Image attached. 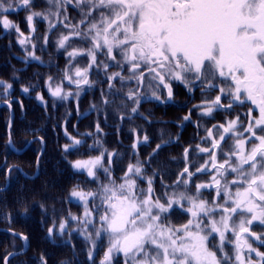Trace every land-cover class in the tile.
Wrapping results in <instances>:
<instances>
[{
	"label": "snow or ice",
	"instance_id": "6c2138e0",
	"mask_svg": "<svg viewBox=\"0 0 264 264\" xmlns=\"http://www.w3.org/2000/svg\"><path fill=\"white\" fill-rule=\"evenodd\" d=\"M45 2L48 14L33 11L35 0H0V25L5 30L15 29L18 44L35 60L40 58L35 55L36 44L32 43L36 32L34 18L48 21V33L58 25L67 30L54 42L57 51L66 52L68 63L60 83L53 87V78L48 77L47 87L53 97L66 100L73 95L64 91L63 82L67 81L76 86L78 99L83 86L93 87L95 82L90 81L89 73L95 70L105 76L107 88L114 96L121 95L116 83L123 88L135 82V90L129 88L123 94L134 104L132 114H138L143 99L171 102L172 84L177 82L190 94L194 89L202 95L216 93L213 99L194 105L201 118L215 119L214 113L234 116L205 130L201 142L208 147L197 144L195 149H184V168L171 185L160 179L159 194L155 182L160 173L154 169L149 176L146 168L151 167L152 157L170 142L156 144L145 161L129 163L119 182L112 167L113 157L120 156L117 152L104 149L97 156L70 162L74 170L85 173L88 182L97 187L85 191L77 185L72 189L70 197L82 204L83 214L77 217L70 213L59 225L53 222L47 229L48 238L53 239L54 232L60 237L66 232L69 236L78 232L90 245V264H95L94 253L105 239L107 248L100 264H113L114 256H122L123 264H264V252L249 242L252 239L264 246V238L252 231L254 222L264 226V0ZM69 6L79 12L76 23L68 16ZM21 8L30 13L26 16L28 36L9 19L12 12ZM42 39L43 44L48 43L47 35ZM78 57L87 60L86 67L73 66ZM110 68L118 71L109 73ZM0 84H4L5 93L12 88L3 81ZM141 89L146 90L144 95ZM160 92L165 93L163 98ZM37 99L44 102L42 96ZM104 102H108L106 98ZM8 106L11 107L10 102ZM240 107H247V112L235 114ZM254 110L258 115H253ZM190 117L191 111L183 120ZM101 131L97 124L96 132ZM65 135H69L67 130ZM69 139L72 144L63 145L65 153L76 146L89 151L103 148L96 138L91 145L72 136ZM139 145H149L146 133L142 138L137 134L132 145L137 155ZM193 151L197 155L207 154V159L190 171L192 166L187 161ZM12 171L7 168L8 173ZM200 175L210 179L196 183L193 177ZM204 192L212 199L205 198ZM177 214L185 216L186 221L172 223ZM69 221L76 222L78 227L70 228ZM17 235L27 245L28 237L13 233ZM210 242L215 251L209 247ZM226 244L232 245L231 255L225 251ZM253 254L258 260H253ZM39 264H47L46 258L41 256Z\"/></svg>",
	"mask_w": 264,
	"mask_h": 264
},
{
	"label": "trees",
	"instance_id": "16d2710c",
	"mask_svg": "<svg viewBox=\"0 0 264 264\" xmlns=\"http://www.w3.org/2000/svg\"><path fill=\"white\" fill-rule=\"evenodd\" d=\"M16 21L21 28L20 19H16ZM6 40L8 39L5 37L0 39V81L6 84L10 83L12 87H15V90L6 96L4 88L0 86V103L10 102L15 111L12 138L20 143L13 141V145H15L14 147L17 150L22 149L26 142L33 137L43 138L46 144L44 154L40 160L39 177L34 180L26 179L18 170H14L10 174V185L8 188L0 190V228L4 227L28 237L27 251L10 259L8 264H39L41 256L46 258L47 264H90L87 247L83 242L74 238L70 243H66L67 241L59 243L58 241L56 244L52 239L48 238L47 229L54 222L53 217L67 219L65 216H69L70 213L76 214L78 217L82 215L83 206L69 205L68 203L69 193L78 185L77 182L80 183V188L83 189L84 187L86 191L90 189L94 190L96 186L94 183L88 182L86 174H78L72 168L70 162L83 157L88 152L95 151L98 155L104 149H107L108 152H117L120 156L119 158L113 157L112 167L114 169V177L119 180V177L123 175V170L129 163H136L138 160L141 162L145 161L151 156L156 144L167 141L166 137L160 133L165 131V128H168L163 125L154 124L152 115L158 116V112L156 109H153V105H140L139 110L144 107L143 111H140L144 119L138 118L139 114L133 117L134 114L130 111L133 104L131 101L124 99L123 96L127 92L128 87L121 88L118 83L115 84V88L120 90V96H114L109 92L108 88L105 91V94L112 95L114 103L110 104L109 100L107 104H103L99 92H96L93 96L96 98L95 103L99 106L100 112H102L97 121H95V112L92 113L89 108L91 98H86L80 103L77 108L79 111L70 102L63 100L55 101L56 98L53 99L54 97L46 91L45 84H47L48 77L53 78L52 82L59 83L66 64L62 61L59 64L56 62L57 67L62 71L60 70L59 73L56 70L57 73L54 75V72L51 73L50 70L37 63L25 66L14 58H12V61H9V52H12L11 55L13 57L18 52H15L16 47H9V41ZM51 51H53V48L50 47ZM48 52L47 50V56ZM39 55L43 56L44 54L40 53ZM43 86L45 90H43ZM18 87H20L21 93H19ZM23 88H28L29 91L25 93L22 90ZM40 92L41 94L44 93V104L41 101H37L34 97V95ZM120 102L128 106L125 107L124 105L123 110L130 108L127 114H123L120 111ZM80 112L82 113V120H79L80 117H78ZM9 116V108L6 106L1 107L0 188L6 186L7 168L13 165L34 174L37 156L41 150L39 142H37L32 145V148H29V150L21 155L11 152L7 135ZM121 116H124V121L120 119ZM97 124L102 129L101 132H96ZM204 128L201 131L203 134H205L208 126L204 125ZM175 129L176 127L173 126L171 129L172 133H175ZM65 130H67L69 135H65ZM194 131V128L188 129L186 135L189 139L187 140V137H185L182 146H175L173 148L174 157L172 154L168 155L171 148L167 149V147L162 148L157 155L152 157L151 167L146 168L147 174L151 176L155 169L160 173V177H162L161 172L167 170L168 175H164V178L166 180L173 179L174 181L177 178V174L173 170L177 168V164L181 166V161L177 159V163L172 158L182 157L184 147H189L192 144L189 136L194 137ZM88 133H92L93 135H86ZM145 133L149 137V145H139L137 155L133 151L132 145L136 140L137 134H140L142 138ZM69 136L85 141L88 145L93 144L94 138L99 139L103 148L89 151L86 147L79 146L76 150L71 151L69 149V152L65 153L63 145L72 144ZM189 154V163L193 167L194 161L200 157H195L196 155L193 152ZM60 155L62 156L60 157ZM86 156L89 157V155ZM168 156L172 158L169 159ZM105 161H107V153H105ZM81 182L85 183V186ZM159 184L160 182L156 187L157 192L159 191L158 193H160ZM41 205L44 206V209ZM89 206L91 207V204ZM42 211H44V214H42ZM6 217H10V219ZM172 223H174L173 219ZM24 246V241L19 237L1 232L0 264H5V258L12 252H21ZM231 246L225 245V251L229 255L232 254L233 250ZM212 250L215 251L216 249L212 248ZM103 255L104 252L101 251L100 255L94 258L95 264H100ZM217 256H220L219 251H217ZM114 260L113 264H123L121 256H115Z\"/></svg>",
	"mask_w": 264,
	"mask_h": 264
},
{
	"label": "rangeland",
	"instance_id": "374dc122",
	"mask_svg": "<svg viewBox=\"0 0 264 264\" xmlns=\"http://www.w3.org/2000/svg\"><path fill=\"white\" fill-rule=\"evenodd\" d=\"M35 5L37 6V7H34L33 8V11H39V12H42V13H44V14H48V6L46 5V2H45V0H35ZM69 8H71V10H69ZM69 8H68V16H69V18H70V20H71V22L72 23H76L79 19H80V16H79V13H78V16H73V11H72V9L74 10V8L72 7V6H69ZM30 13L28 12V11H26L25 9H23V8H21V9H19L18 11H16V12H12L10 15H9V19H11V20H13L17 25H18V23H17V21H16V19H20V25H21V28H20V30L25 34V36H28L29 35V26H28V23H27V21H26V16L27 15H29ZM33 23H34V25H35V28H36V32L32 35V43H35L36 44V48H35V55L36 56H38L40 59L39 60H35V59H32V58H30V57H28L27 56V53L25 52V50H24V48H22L19 44H18V42H17V39H18V34L16 33V31H15V29H11V30H5V29H3V27H2V25H0V39H2V38H6V39H8V40H6V41H9V47L11 46H13V47H16V50H15V52H18V54H16L15 53V57H13L12 55H11V53L12 52H9V61H12V58H14V59H16V60H18L21 64H24L25 66H29V64H31V63H37V64H40L41 66H43V67H45V68H47L48 70H50L51 71V73L52 72H54V75L57 73V71H59V73H60V68H58L57 67V63L56 62H58V64L62 61L63 63H65V64H67L68 63V58H67V55H66V52L63 50V49H61V50H59V51H57V48H56V45H55V41L60 37V35H61V32H64V33H66L67 32V30L66 29H63V28H60V26L58 25L57 26V29L56 30H53L51 33H48V21H46V20H42V19H40L39 17H36V18H34V21H33ZM44 30V31H43ZM45 35H47V38H48V43L47 44H43V39H42V37H44ZM4 44H6L5 42H4ZM7 45V44H6ZM27 46V48H28V50L29 51H32L33 49H32V47H31V44H28V45H26ZM75 46H83V45H79V44H76ZM50 47L51 48H53V51H51L50 52ZM47 50L49 51L48 52V56H47V54H46V52H47ZM68 50H71V49H68ZM40 53H42V54H44L43 56L42 55H39ZM45 56H47V57H45ZM98 59H103V57H98ZM42 61V62H41ZM79 66V67H81V68H84V67H86V65H87V60L86 59H83V58H81V57H78L77 58V61H74L73 62V66L75 67V66ZM57 70V71H56ZM62 71V70H61ZM114 71H118V69H116V68H110L109 69V73H111V72H114ZM71 72H72V69H69V74H71ZM62 74H63V72H62ZM53 75V76H54ZM125 75H127V74H125ZM89 76H90V81H94L95 83L93 84V87L91 88V89H89L87 86H83L84 87V90L80 93V96H79V98L77 99V97H76V95H75V93H76V86L74 85V84H69L67 81H64L63 82V88H64V91H71L72 93H73V95L72 96H69V98L68 99H66V100H64V99H59V98H56V97H54L53 99H55V101H65V102H70V104H74L75 105V107H76V110H77V108L79 107V105H80V103L84 100V99H86V98H91V100L89 101V104H90V106H89V108H90V111H92V113H94L95 112V121H97V118L100 116V113H102V112H100V109H99V106L95 103V99L96 98H94L93 96L95 95V93L96 92H99L100 94H101V97H102V100H103V104H107V103H105L104 101H105V98L107 99V101H109L110 100V104H112V103H114V100L112 99V95H107V94H105V91H106V89H107V87H104V86H107V81H106V78H105V76L102 74V73H97L95 70H92L90 73H89ZM12 77H14V75H12ZM62 78H63V75H62ZM61 78V80H60V82L63 80ZM54 79H56V77H54ZM101 81H103V82H101ZM59 82V83H60ZM47 83V82H46ZM53 83V87L56 85V84H58V83H54V82H52ZM145 83H147V81H145ZM6 84V83H5ZM8 84H10V83H8ZM102 85H103V87H102ZM131 85H133V87H131ZM178 85H183V84H181V83H177V82H174L173 84H172V88L173 87H175V86H178ZM0 86L2 87V88H4V84H0ZM45 86H46V91H48V93H50L49 92V90H48V87H47V84H45ZM135 86H136V84H135V82L133 81V83H131V84H129L127 87H128V89L126 90V91H128L129 90V88H131V89H133V90H135ZM70 87V88H69ZM103 90V93H102V90ZM14 90H15V87H12L11 89H9V90H7V93H6V96H7V94H9V93H11L12 91L14 92ZM43 90H45V87L43 86ZM4 91H5V88H4ZM18 91H19V93H21V91H20V87H18ZM143 91V93H145L146 92V90L145 89H143L142 90ZM18 93V94H19ZM51 95V94H50ZM107 95V96H106ZM20 96V95H19ZM38 96H42V97H44V93H42L41 94V92L40 93H37V95H34V97L36 98V100L37 101H41V100H39V99H37V97ZM52 96V95H51ZM93 97V98H92ZM44 99V102H45V97L43 98ZM144 100V99H143ZM146 101V100H145ZM44 102H43V104H44ZM143 101H141V103H142ZM0 104H3V105H1L0 106V108L1 107H7V108H9V111H10V116H9V119H8V126H7V135H8V144H9V146H10V143H9V141L11 140V143H12V146H10V149H11V152H13V153H16V154H19V155H21L22 153H24V152H26L27 150H29V148H32V145H34L35 143H37V142H39V147H40V149L42 148L43 149V145H44V150H45V147H46V144H45V142L43 141V143H41L40 142V138L39 137H33V138H31L29 141H31V143H28V142H26V144L24 145V147L22 148V149H15V145H13V143L15 142V143H20V142H16V140L15 139H13L12 138V134H13V126H14V121H15V111H14V109H13V106H12V104H11V107H9L8 106V102H4V103H0ZM133 104V103H132ZM144 104H147V105H150L148 102L147 103H143L142 105H144ZM124 105H125V107L127 106L126 104H123V103H121L120 102V111L121 112H123V114H127L128 113V110L130 109H126V110H123V107H124ZM133 107H134V104L132 105ZM173 106V105H172ZM177 106V107H176ZM128 107V106H127ZM139 108H140V106H139ZM144 108V107H143ZM143 108L142 109H138V114H134V116L133 117H135L136 115H138L137 117L138 118H141V119H144L143 118V115L141 114V112L140 111H143ZM176 108H180L179 107V104H175V106H173V110L174 111H178V112H174V113H176V114H179L180 112V110L179 109H177V110H175ZM77 111H79V110H77ZM242 110H239V109H236L235 110V114H239V112H241ZM12 112H13V114H14V118H13V122H12V125H11V128H10V131H8L9 130V125H10V120H11V114H12ZM242 113H245V112H242ZM122 114V113H121ZM81 115H82V113L80 112V115H78V117H80L79 118V120L81 119L82 120V118H81ZM197 115H199L200 116V114H199V112L197 113ZM214 116H215V118H219V120L221 121V117H222V115H217L216 116V113H214L213 114ZM253 115L254 116H256V115H258V111L257 110H254L253 111ZM124 117V116H123ZM204 118V124H203V122H201L202 123V126H204V125H207L208 126V128H211L212 127V125L214 124V123H212L211 122V120H214V119H212V118H209V117H203ZM234 118V116H228V118H226V119H228V120H230V119H233ZM241 119L242 120H244V117L243 116H241ZM194 120H196V119H194V118H190V120H188V121H185V120H183L182 119V124H185V127H184V132L186 131V130H188V129H190V128H194L195 129V131H194V133H195V135L196 134H198L199 135V137L198 136H196L195 137V141H191L192 142V144L191 145H189V146H191L192 147V149H195V147H196V145L197 144H201V146H203V147H208L209 145L205 142V143H202L201 142V138L202 137H204L205 135H206V131H205V134H203L202 132H200L201 130H200V128L199 127H196L195 128V126L194 125H196L195 124V122L196 121H194ZM123 121H124V119H123ZM123 124V123H122ZM124 126V125H123ZM199 126V125H198ZM172 127L173 126H171L170 128L172 129ZM175 127V126H174ZM203 129H205L204 127H203ZM199 130V131H198ZM183 132V134H187V133H184ZM198 132V133H197ZM213 133H214V135L216 134L215 133V129H213ZM174 134H176L175 136L178 138V139H173V137L174 136H169L168 138H165V139H167V142H170V143H168V146H167V149L168 148H171V150L168 152V155L169 154H172L173 155V148L175 147V146H182V144H183V142H184V140H183V134L181 135V133H180V129H178L177 127H176V129H175V133H173V135ZM10 135V136H9ZM194 138V137H193ZM189 138L187 137V140H188ZM172 140H173V142H172ZM14 141V142H13ZM71 142H72V140H71ZM229 143H231V141H229ZM41 144V145H40ZM29 145V147L25 150V148H26V146H28ZM36 146V145H35ZM39 147H36V148H39ZM77 147H79V146H76L75 148H70L71 149V151H74V150H76V148ZM186 147H184V149H185ZM225 148H227V147H225ZM184 149H183V153H182V157H180V158H172L171 156H168L169 157V159L170 158H172V159H174V162H177L178 163V160L177 159H179L180 161H181V166L179 165V164H177V168L175 169L174 168V170H173V172L174 173H176V174H178L179 172H181L182 171V169L184 168V166H185V160H184ZM226 151H227V149H225ZM42 150H40L39 152H41ZM88 153H93V154H88ZM87 154L85 153L84 155H83V157H79V159H87V158H89L88 156H86V155H89V156H97L98 155V153H96L95 151L94 152H88ZM191 153V152H190ZM193 153H195L194 151H193ZM40 154L41 153H39L38 154V156L37 157H39L40 158ZM43 154H44V152H43ZM43 154L41 155V158H42V156H43ZM64 154V153H63ZM62 154V155H63ZM62 155H60V157L62 156ZM190 155V154H189ZM195 155L197 156V157H200V158H198V160L196 159L195 161H194V165H193V167H190V171L191 170H194V167H196V166H199V165H203L204 164V162H205V160L207 159V154H199V155H197L196 153H195ZM173 157H174V155H173ZM41 160V159H40ZM40 160L39 161H37L36 160V168H35V171H34V174H31V173H28V172H26L25 170H23V168H21V167H18V166H11L10 168L11 169H13V171L14 170H18L26 179H31V180H34V179H36V178H38L39 177V175H40V164H39V166H38V162L40 163ZM189 161H190V159H189V157H188V161H187V163L188 164H190L191 165V163H189ZM192 162V161H191ZM183 165V166H182ZM19 168H21V170L22 171H20L19 170ZM39 168V169H38ZM76 171V170H75ZM172 171V170H171ZM12 173V172H11ZM10 173V174H11ZM77 173L78 174H81V173H83V172H80V171H77ZM162 173V177H160V179L162 178L163 179V181H164V183L165 184H168V185H171L172 183H173V179L172 180H170V179H168V180H166L164 177V175H168L167 173H168V171L167 170H164V171H162L161 172ZM7 174H8V172H7ZM85 174V173H84ZM79 176V175H78ZM160 179H158L157 178V180H156V182H155V187H157V184L160 182ZM193 179L196 181V183H201V182H206V181H208L209 179H210V177L209 176H207V175H200L198 178L197 177H193ZM200 179V180H199ZM79 180V179H78ZM101 180L102 181H104V177H103V175H101ZM118 182H119V180H117ZM78 183V185L80 184L79 182H77ZM6 184H7V182H6ZM81 184H83V182H81ZM85 184V183H84ZM83 184V185H84ZM95 184V183H94ZM9 185H10V182H9ZM96 185V184H95ZM85 186V185H84ZM142 187L143 186H146V185H141ZM91 187H93V185H91ZM96 187H97V185L95 186V188L94 189H96ZM6 188H8V187H4V188H0V190H5ZM83 189H84V187H83ZM156 190H157V188H156ZM86 191V190H85ZM191 191L192 192H194L195 191V189L194 188H192L191 189ZM159 192V191H158ZM157 192V194H159ZM204 197L205 198H207L208 200H211L212 199V196L211 195H209L207 192H204ZM68 203H69V205L71 204H75L76 206H79V205H81L82 206V204L80 203V202H78L75 198H71L70 197V193H69V197H68ZM71 202V203H70ZM43 209H44V206H43ZM81 213L83 214V208H82V211H81ZM42 214H44V211H42ZM60 214H62V212H60ZM59 215V214H58ZM71 215H75V216H77L76 214H73V213H71ZM43 217H45V216H43ZM67 219L69 218V216H65ZM78 217V216H77ZM54 218V222L57 224V225H59V223L61 222V220L63 219H60V218H55V217H53ZM172 219H173V221H174V224H180V223H183V222H185L186 221V217L185 216H182V215H179V214H177V215H175V216H173L172 217ZM258 225V226H260V227H264V226H261V225H259L258 223H255L254 222V224L252 225V227L253 226H255V225ZM52 225H53V223H52ZM51 225V226H52ZM69 227L70 228H72V229H75V228H77L78 226H77V224H76V222H74V221H69ZM0 230H5V231H0V233L1 232H3V233H5V234H8V235H13V233H18V232H15V231H13V230H10V229H7V228H0ZM89 231H91V228H89ZM11 232V233H10ZM19 234V233H18ZM15 237H19V236H15ZM20 238V237H19ZM75 238V240L76 239H78L79 241H81V242H83L85 245H86V247H87V254H88V249H89V247H90V245H89V243H87L84 239H83V237L81 236V235H79V233L78 232H76V231H73V233H72V235L71 236H69L68 234H67V232L65 233V235H64V237H60L59 236V234L58 233H56V232H54V234H53V241H54V243H56V242H58L59 241V243H61V241H67L66 243H68V241H70L71 242V240H73ZM249 242L250 243H254V242H252V240H249ZM25 243V242H24ZM57 244V243H56ZM256 244V245H255ZM255 244H253V246H256V248H258L257 246H258V244L257 243H255ZM212 246V243L210 242L209 243V247H211ZM260 246V245H259ZM232 247V246H231ZM106 248H107V240L105 239V240H103V245L102 246H100V245H98V247H97V250H96V252L94 253V258L96 257V256H98V255H100V252L101 251H103V252H105L106 251ZM260 248H263V247H260ZM28 249V248H27ZM27 249L25 250V251H27ZM259 251H261V250H259ZM261 252H263V251H261ZM24 253V252H23ZM11 254H16L14 257H16V256H18V255H20V254H22V253H19V252H12ZM245 255H247L246 253H245ZM10 257V254L8 255V257H7V264H8V261L10 260V259H12V258H14V257H11V258H9ZM115 257V256H114ZM121 258H122V256H121ZM116 259V258H115ZM253 260L255 261V260H258V258L257 257H255V255L253 254ZM122 262H123V258H122V260H121ZM113 262H115V260H114V258H113Z\"/></svg>",
	"mask_w": 264,
	"mask_h": 264
},
{
	"label": "flooded vegetation",
	"instance_id": "af4514ba",
	"mask_svg": "<svg viewBox=\"0 0 264 264\" xmlns=\"http://www.w3.org/2000/svg\"><path fill=\"white\" fill-rule=\"evenodd\" d=\"M35 7H37V6L35 5ZM69 10H71V8H69ZM72 11H73L74 17L78 16V13H79L78 10L72 9ZM135 88H136V86H135ZM142 90L143 89H141V95H144L145 93H143ZM159 95H161V97L163 98L165 93L160 92ZM215 95H216V93H205L202 95L201 91L198 89H194V91L190 94L184 85H178V86L173 87V99L171 102H167V103L162 104V103H159L155 100L149 101L147 99H144V100H142L143 102L140 105H142L143 103H147V102L150 105H153V109H156L158 112V116H156L155 114L152 115L154 124L163 125L164 127L168 128V129L165 128V131H163L160 134L164 135L166 138H168L169 136L172 135V136H174L173 139L174 138L178 139L175 136L176 134L173 135L170 127L171 126L177 127L178 129H180V133L182 135L184 130H185L184 129L185 124H182L181 121H182L183 117L189 115V112L191 111V117L190 118L196 119V120H194V121H196L195 122L196 125H194L195 128L199 127L200 130L202 131L204 126H202L201 122H203V124H204V118H201V116L197 115L198 111L194 108V105L201 104L202 100H204V99L211 100L214 98ZM175 104H179L180 108L175 109V110H177V109L180 110L179 114L174 113V112H178V111L173 110V106H175ZM236 109L242 110L241 112H239V114H241L242 112H245V113L247 112V107H240V108H236ZM217 115L218 116L222 115L221 121L219 120V118H215L214 120H211L212 123H214V124L222 123L226 120V118H228V116H225L223 113L216 114V116ZM187 131L188 130H186L184 133H187ZM182 136H183V140L185 139V137H187V135H185V134H183ZM196 136L199 137L198 134L194 135V138H193V136H189L191 138L190 140L195 141ZM165 142H167V141H165ZM172 142H173V140H172ZM167 146H168V143H167ZM166 147H164V148H166ZM225 149H227V148H225ZM195 157H197V156H195ZM252 231L256 232L258 235H260L262 238H264V227H260L256 224L255 226L252 227ZM250 240H252V239H250ZM252 242H253V240H252ZM253 244H255V243H253ZM253 247L256 248V246H253ZM257 247H258V250H261L264 252V246L258 245ZM260 247H263V248H260Z\"/></svg>",
	"mask_w": 264,
	"mask_h": 264
},
{
	"label": "water",
	"instance_id": "95a60500",
	"mask_svg": "<svg viewBox=\"0 0 264 264\" xmlns=\"http://www.w3.org/2000/svg\"><path fill=\"white\" fill-rule=\"evenodd\" d=\"M1 105H3V104H0V106ZM13 118H14V114H13V112H12V114H11V120H10V125H9V130L8 131H10V128H11V125H12V122H13ZM10 136V135H9ZM11 141V140H10ZM10 146H12V143L10 144ZM29 147V145L28 146H26V148H25V150L27 149ZM43 151H44V145H43V149H42V151L40 152L41 154H40V158H39V160L41 159V155L43 154ZM38 166H39V162H38ZM39 169V168H38ZM19 170L20 171H22L21 170V168H19ZM9 182H10V173H8L7 174V184H6V187H8L9 186ZM0 231H5V230H0ZM11 233V232H10ZM18 236V235H17ZM28 248V243H27V245H26V248H25V250ZM24 252V250L22 251V252H19V253H23ZM16 254H12V255H10V257L9 258H11V257H14Z\"/></svg>",
	"mask_w": 264,
	"mask_h": 264
}]
</instances>
